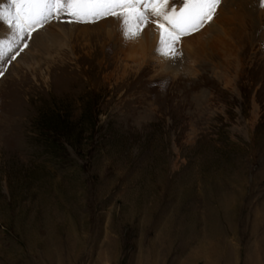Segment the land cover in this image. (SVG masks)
<instances>
[{"label": "rangeland", "instance_id": "1", "mask_svg": "<svg viewBox=\"0 0 264 264\" xmlns=\"http://www.w3.org/2000/svg\"><path fill=\"white\" fill-rule=\"evenodd\" d=\"M180 2L8 6L0 264H264V3Z\"/></svg>", "mask_w": 264, "mask_h": 264}, {"label": "snow or ice", "instance_id": "2", "mask_svg": "<svg viewBox=\"0 0 264 264\" xmlns=\"http://www.w3.org/2000/svg\"><path fill=\"white\" fill-rule=\"evenodd\" d=\"M175 0H6V4L0 5V21L4 22L5 24H8L10 28H12L13 31L15 29L12 27L11 23L7 19V14H11L14 12V9H10L9 5H18V4H36V5H72V4H141V5H165L167 6L166 9H152L149 13L150 16H159L161 12H164L165 16L167 14H175L177 11V8H174L172 5L174 4ZM262 3H264V0H262ZM222 4V0H181V2L178 5L179 9L185 8V6H191V5H199L202 6L200 9L195 10L197 14H200V20L201 22H204L206 20H211L214 18L215 15H217V9L214 6H219ZM66 12V8H54L51 11H49L48 17H45L40 21L41 24H43L49 17L59 19L60 15L62 13ZM69 15H72L71 13H68ZM117 20H121L122 18L119 16L115 17ZM68 23H71L72 21H66ZM143 19L138 18L137 23L141 24L143 23ZM122 34L126 39H132L136 36V33H129L127 31L122 30ZM4 41L0 40V44H3ZM159 52V48L157 49ZM164 58L168 59H174L176 58L179 53L173 54L171 52L167 53H160ZM5 54L3 51H0V64L7 63V60L14 59L13 56L9 55L7 57V60L4 59ZM4 73L2 69H0V76H2Z\"/></svg>", "mask_w": 264, "mask_h": 264}, {"label": "bare ground", "instance_id": "3", "mask_svg": "<svg viewBox=\"0 0 264 264\" xmlns=\"http://www.w3.org/2000/svg\"><path fill=\"white\" fill-rule=\"evenodd\" d=\"M37 6V5H36ZM143 7H147L148 8V10H151V9H156V8H154V7H156V5H143ZM167 8V6H164V7H162V9H166ZM159 10H161L160 8H159ZM158 10V11H159ZM131 12H132V10H131ZM27 13L28 14H30L31 13V11H27ZM178 13V10L175 12V14L173 15V14H171L172 16L171 17H177V14ZM136 15H137V12L136 11H133V13H131V14H126L125 16H126V20H128V19H131V21L136 17ZM167 16H170V13L169 14H167ZM183 16V15H182ZM139 17V16H138ZM157 17V16H156ZM170 17V18H171ZM179 17V16H178ZM168 18V17H167ZM137 19V18H136ZM155 19H157L158 20V22H159V24L160 25H162V23L163 22H165L167 19H166V16H165V14H164V12H161V14L159 15V17L158 18H155ZM223 19V18H222ZM133 22V21H132ZM110 23V22H109ZM122 24L120 25V26H122L124 23L123 22H121ZM167 23V22H166ZM113 23L111 22V25H112ZM158 26V25H157ZM13 27V26H12ZM164 27H165V25H164ZM14 29H15V31H13L12 30V28H10L9 27V25H8V27H5V30H1L0 31V40H3V41H5V39H9L10 38V36L12 35V33L14 32H16V30H17V28H15V27H13ZM109 28V27H108ZM160 26H158V30L156 31V36L158 35V36H161L160 37V39H161V41H163L165 38H167L166 37V35H167V33L165 32L166 30H164V32L162 31V30H160ZM148 29V31L147 32H142V34H141V32L140 33H138V34H140V37H141V39L142 40H140V43H141V47H145V44H146V38L149 36V37H152V38H154V32L150 29L149 30V28L148 27H146L145 28V30H147ZM111 30H112V28H111ZM109 33H110V28H109ZM150 32V33H149ZM14 35V34H13ZM19 35V34H18ZM148 35V36H147ZM15 36V35H14ZM16 37V36H15ZM170 37V36H169ZM31 38H33V39H37L38 41H40L38 44H42V45H44V42H43V40H41L40 38H39V36H38V34H32L31 35ZM157 38V37H156ZM22 39L23 38H21V37H19L18 36V38H16V40L13 42L12 41V45H16L17 43H21V41H22ZM43 39V38H42ZM32 40V39H31ZM38 41H36V42H38ZM23 42V41H22ZM31 43H33L32 41H31ZM31 45V44H30ZM125 48V47H124ZM140 48V47H139ZM138 48V49H139ZM134 48H133V44H131V45H128L127 46V52H129V54H132V53H134ZM141 50V49H140ZM140 50H138V51H140ZM143 52V51H142ZM141 52V53H142ZM144 56V55H143ZM140 58V57H139ZM138 58V59H139ZM143 58V57H142ZM137 59V58H136Z\"/></svg>", "mask_w": 264, "mask_h": 264}]
</instances>
